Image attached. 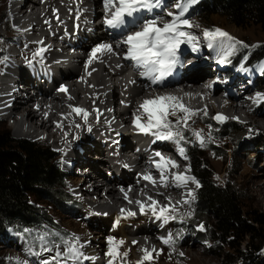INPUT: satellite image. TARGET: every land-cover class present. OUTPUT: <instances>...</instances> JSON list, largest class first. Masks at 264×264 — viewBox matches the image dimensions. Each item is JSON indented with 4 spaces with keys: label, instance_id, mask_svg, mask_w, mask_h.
<instances>
[{
    "label": "bare ground",
    "instance_id": "bare-ground-1",
    "mask_svg": "<svg viewBox=\"0 0 264 264\" xmlns=\"http://www.w3.org/2000/svg\"><path fill=\"white\" fill-rule=\"evenodd\" d=\"M171 1L164 0V7L155 9L149 18L162 15L163 20L159 21V24L162 25L165 19L170 18L166 15L165 9L168 8L170 11L167 5H170ZM175 1V3L178 2V0ZM53 9L56 10V14ZM171 9L176 12L175 7ZM78 13L79 19L76 18ZM104 16L103 0H0V19L6 18L7 21H12V24H4V27L17 29L25 43V45H16L10 42L17 48L18 53L0 50V54L9 60L6 70L0 72L3 73L1 79L6 80L0 82V114L7 115L16 124L17 135L26 137L42 135L41 139L43 140L51 139L52 143L59 147L56 155L60 161L78 167L81 164L79 163L80 159L91 155L93 159H98L97 163L87 160L82 168L91 166L93 172L100 174L96 170L103 158L105 163H102V168L111 165L120 173L128 175L127 186L112 185L106 181L101 182L100 176L98 178L90 175L84 176L78 174V171L75 173L81 177L70 179L69 186L77 191L78 200L86 208L84 214L87 215V220L94 222L99 220L102 223V230L99 233H95L96 230L92 225L81 234V245L84 244V246L80 247L79 245V248L89 259H82L77 264H108L109 257L105 255L108 244L105 245V241L108 237L116 238L120 235L123 236L125 247L132 244L134 240L137 241L136 244H132L136 246V249L132 250L134 263L143 255L141 248L154 247L160 254H153L155 259L151 261L152 263L175 264L173 260L166 258L165 244L160 239L164 228L167 232H171L169 227L171 224H164L159 231L156 225L158 220L147 209H145L146 214H140V209L135 201L141 200L148 204L150 201L147 197L151 196L161 205H167L168 198H170L171 204L177 210L187 206L193 199L188 195L189 192L194 194L193 183L189 182L184 187L176 188L173 175L183 173L192 176L186 170L188 165L185 160L190 159L192 168V161L194 162L195 159H192L188 149L193 144L197 155H199V151L193 143L195 139L193 142L189 141L188 145H182L181 142L177 145L172 141L153 143L155 137L132 130L133 113H137L139 105L145 99L166 94L179 97L180 103L194 113L186 126L194 133L201 134V139L204 141L203 148L210 151L205 153L204 160L208 163L213 161L214 172L221 174L224 178L236 169L230 165L232 158L225 157L223 152L226 148H230L233 152L235 147L231 146V139L221 141L218 145L210 143L208 140L210 126L199 129L206 123L204 121L196 122L194 117L197 114L206 113L222 115L227 117L226 121L236 118L249 123L253 119L254 123L264 131V111H255L249 107L257 101V94H262L264 88L259 87L255 81L252 82V77H250L252 72L245 73L247 80H242L243 75L238 74L235 80L226 82L229 74L226 72L227 70L222 71L219 66L210 68L208 63L203 62V57H211L212 49L208 48L203 36L204 30L196 21H192V23L199 27L185 30L198 37L199 50H188L186 46L181 45L183 63L185 64L187 60L188 66L194 62L196 65L186 69L184 74H181L182 68H178L172 76L164 81L163 85L151 84L149 80L139 75V70L134 69L130 61L122 58L126 47L123 45L116 47V42L121 39V35L114 34L106 28L103 23ZM93 23H97L94 28H92ZM77 25H79L78 28ZM228 33L238 40L235 37L238 33L236 30H230ZM100 43L113 44L114 52L99 56L86 68L90 50ZM40 49H45L42 57L35 55ZM67 56L74 57V60L79 59L83 68L65 71L63 68ZM190 56L198 59H190L192 58ZM29 69H31L30 79L42 80V87H47L42 101H38L37 96L29 95L20 87L27 82L28 75L25 74V70ZM21 74L26 78L24 79ZM240 80H242L241 83H239ZM196 85H201V89L198 90ZM62 86L67 89L66 93L60 91ZM220 86L224 87V95L225 92L227 93L225 98L223 95H218ZM197 90L198 92H196ZM38 94H42V89L38 91ZM69 96L72 97L71 100L68 99ZM114 97H117L116 104H113ZM74 107L88 111L87 123L82 116H78L72 111ZM97 109L99 113L96 111ZM122 111L125 112V118L122 117ZM183 116L184 113L177 111V115L169 116V119L175 123V120ZM207 121H210V118L207 117ZM1 122L6 121L1 120ZM57 124H60L61 127H57ZM77 124L80 126L76 127ZM89 128L91 131L88 130ZM216 132L222 133V128L220 127ZM137 139H140L138 144L135 143ZM199 142L201 144L200 140ZM182 146L185 149L184 157L180 156L178 151V147ZM80 151H83V154ZM157 151H160L166 158L175 160L179 165L178 168H169L166 171L165 175L168 178V187L166 188L160 184L159 172L152 169L151 165L144 163V158L149 156L154 160L155 166V163L160 159L155 156ZM127 152L135 159L133 164L126 154L124 155ZM101 155L104 156L101 157ZM147 173L153 176L156 181L155 185L143 178ZM239 175L240 178H245L243 184L249 189L251 199L259 205L264 204V178L252 179L254 174L251 171L240 172ZM246 175L248 178L245 177ZM146 182L148 185L145 184ZM121 189H132L130 191L132 203L125 199L124 191ZM140 191L147 197L141 198L138 195ZM186 195L188 197H185ZM184 201H189V203H184ZM122 208L131 210L136 215L124 219L120 211ZM117 217H121L118 226L115 225ZM137 223L138 226L136 225L135 230H132V225ZM109 227H112L110 232ZM193 250L194 248L186 250V256L190 257L189 253ZM127 251L129 253L127 257H129L130 250ZM205 252V250H201L200 253ZM93 257L95 259H91ZM197 260L196 256L191 255V263L188 264H197ZM185 261L187 260H181V262ZM53 262L57 264L56 260ZM59 263L67 264L68 261L65 262L63 258H60ZM115 264L122 263H118L116 260ZM123 264L131 263L126 261Z\"/></svg>",
    "mask_w": 264,
    "mask_h": 264
},
{
    "label": "rangeland",
    "instance_id": "rangeland-1",
    "mask_svg": "<svg viewBox=\"0 0 264 264\" xmlns=\"http://www.w3.org/2000/svg\"><path fill=\"white\" fill-rule=\"evenodd\" d=\"M198 1L199 0H197V3H195L189 8L188 13L186 14V18H190L191 21L198 22L202 30L210 29V28L211 29L219 28L227 33L230 30H234V31L236 30L239 34L237 33L235 37L240 42H242V44H237L235 49L233 50V52L235 53V56L232 60H227L224 63H213L210 58L203 57V59L201 58L202 61L205 63H208L210 68L219 66L222 71L227 70L226 72H228L229 74H228V77L226 78V82H232L233 80L236 79V75L238 74L243 75L241 77L242 80H247V78L245 77L246 76L245 73L252 72V76H250L252 77V82L255 81L256 84H259V87L264 88V77L262 75L263 74L262 71L264 69V59L260 63H258L256 66H250L247 69H241L240 66L233 67V63L240 60L239 56L242 53H245L246 51H250L251 55L253 53H256V51L261 53L260 47H264V29L254 24H250L244 27H237L233 24H230L224 17H221L220 15H211L209 17V22L205 23L197 15L198 13L197 5L199 6L201 4ZM175 2H176L175 0L174 1L172 0L170 3L171 6L167 5L169 6L170 11L172 12H173V9L171 8L174 7ZM167 9L168 8H166L165 11ZM170 19L171 18L165 19V20H170ZM4 24L5 25L12 24V21L11 20L7 21L6 18L0 19V50L11 51L12 53H18V51L14 49L12 46H14V44L25 45L23 41L24 38L22 37V35L20 36V32L17 29L6 28L4 27L5 26ZM10 42H13L14 44H10ZM7 43L10 45L7 46ZM245 45H247V47H245ZM184 46H186L188 50H192V48L189 47L188 45L185 44ZM28 51L30 52V50ZM207 56H210V55L207 54ZM185 58H188V57H185ZM243 62H245V60L239 62V64ZM8 65H9V60H6L5 56L0 54V72L2 70H6V66ZM21 76L23 75L21 74ZM23 77L24 79L26 78V76H23ZM242 80H240L239 83H241ZM223 89L224 87H221V86L218 87V93H219L218 95H222L224 91ZM155 90H158V89H155ZM262 94H264V92ZM257 102L259 101L253 102L249 107L252 108ZM116 103H117V97H114L113 104H116ZM253 110L264 111V101H262L259 107ZM216 116H217L216 114L202 113L201 115L197 114L194 117V120L196 122L204 121V123H206V125L204 124L200 126L201 128L199 129H202L208 125L210 126L209 127L210 134L208 138L210 143L218 145L219 142L221 141L231 139L232 141L231 146L235 147V149L232 152L230 148H226L225 150L226 152L224 151L223 154L225 157L232 158L230 165L233 169H236V170H232L228 177L225 176L223 178L221 174L214 172L213 170L214 166L212 165L213 161L208 163L204 160L206 157L205 153L210 152V151L201 146L199 140L193 134L194 132L191 131L184 124L179 125V129L184 137L183 141L181 140L180 142L182 143V145L184 144L188 145L189 141L193 142V140L195 139L193 143L195 144V146L197 147L199 151L200 162L203 163V165H205V167L207 168L208 173L211 175L212 182L219 187H223V188L225 187L229 192L235 195V197L241 199V202L243 203V206H244V211L247 212V217H248V214L249 215L251 214L253 216V213L255 214L257 213V214H262L264 218V204L259 205L251 199L249 189L246 187L245 184H243V181L245 178H240V175H239L240 172L245 173V172L251 171V173L254 174L252 176V179H263L264 178V175H263L264 174L263 172L264 171V148L258 150V149H254L253 147L249 145V142L251 140L253 141L254 139L261 138V140L264 141V131L254 123L253 119H251L249 123H246L244 121L234 119V118H231L227 121L217 120V119H214V117ZM207 117L210 118V121H207ZM7 121L8 122H5L6 124L5 127H3L1 125L2 122L0 120V131L3 132L6 129V131L9 132V136L11 139H26L32 142H41V143H45L49 145L51 151L53 152L54 165H56L59 168V172L63 177V180L60 183L61 189H67V192L73 198V202L75 204L80 205V208H81L80 210L75 209V211H73V210L67 209L65 206L64 208H66V211L61 212L57 209H54L53 206H49L47 202H42V207L44 211L48 213L50 220L53 223L57 224L59 227V230L63 232L62 233L63 235H65L64 239H61L58 242L54 241L55 239L52 241H49V239L51 238H48L46 234L33 233V236H30L31 240L26 239L28 238V236L26 235L25 236L23 235L15 236V237L11 236L9 237L8 240H6L1 245L2 248L0 246V264H9V262H12L11 264H17L18 261L20 262V264H23L24 261H27L28 264H41V262L46 259L52 260V258L56 255V252L58 250L60 252H66L67 245L69 243H75L72 240L73 236L79 237V244L76 245L79 248V245H81V234L87 231L89 227H92V225L94 227L93 229L96 230L95 233H99V231L102 230L101 228L102 223H100L99 220L95 222L91 220H87V215L84 214L86 208H84L81 205V201L78 200L77 191L73 190L69 186L70 179L81 177L80 175H78L79 173L78 174L75 173L76 170L73 168V166L75 167L77 165L68 164L65 161L58 160L56 153H58L57 150L59 149V147L54 145L51 139L43 140L41 139L42 135H40L41 136L40 139H37V136L26 137L22 135H17L15 132L17 128L16 124H12L14 122L11 119H7ZM230 122H235L240 125V130L238 133H235V132L229 133V131L226 129V126ZM221 123L222 125H220ZM220 127L222 128V133L216 132L217 129H220ZM95 139H97L96 136H95ZM246 151H248L249 153L247 154ZM251 152H254V153H251ZM80 153L83 154V151H80ZM196 153H197V150H196ZM89 158L92 159V156L88 155L85 158H82L80 160L85 159L86 161L87 160L92 161ZM94 160H97V159L94 158ZM185 161L188 165L187 166L188 168L186 169L187 172L193 176L191 172V167H190L191 163L189 159H186ZM102 163H105L103 158L101 160V164L97 167L98 169H101L103 167ZM245 177L248 178V175H246ZM192 188L194 189V193H195L197 187L194 183L192 185ZM193 201L194 199H192V201L187 206H184L180 208L179 210H177L175 213H173V215L176 216V219H178L182 223L179 224L178 226H175L174 223H172V225H169L171 229L170 233L173 235L175 243L172 247H169L168 245L164 246L166 258H168L169 260H173L175 264H188L190 262L191 255H194L198 258L196 262L197 264H245V263H242V261H239L238 258L236 259L231 258V259H227L226 261H223L221 258H218L216 256V254L222 248L224 249L222 251L229 253L228 249L226 248V243L229 241V239L224 237L222 239V242L219 241V243L213 247V243L208 241V237L212 235L211 233L215 225V222L214 220L211 219L210 216H203V217L197 216L196 217L193 213L194 212L193 211V207H194ZM200 223L202 224L200 225ZM136 225L138 226V223L133 224L131 229L133 228L132 230H135ZM201 226H203V230H201ZM111 229L112 227L108 228L109 232ZM196 231L200 232V236H196L195 234ZM166 232L165 230L163 231L162 237L166 236L165 235ZM166 234L168 235L169 232H167ZM42 235L46 236V244L44 245V247L50 249V251L43 250L41 242L38 239V237ZM255 237L257 239L254 240L253 244L255 245L257 249V255L261 258L264 264V227L262 226L257 227V232H256ZM120 239L123 240L122 235L116 237V240H120ZM245 240H247V238H245ZM132 244L130 243L128 244L127 247H125V243H124V245L121 246V251L130 250V255L129 257H126V258L117 259L118 263L123 264L127 261L131 264H136L134 263L135 260H134L133 253H132V250L136 249V246ZM82 245L84 246V244ZM105 245H107V241H105ZM4 248L6 249L4 250ZM29 248L34 252H39L40 255L39 256L29 255L26 251ZM192 248H194V250L191 253H189L190 257H187L186 250L192 249ZM201 250H205L206 252L200 253ZM180 253H183L184 255L181 256ZM185 259L187 261L181 262V260H185ZM53 261L54 260H52V264H56ZM67 264H73V262L69 260ZM146 264H148V262H146ZM151 264H156V263L151 262Z\"/></svg>",
    "mask_w": 264,
    "mask_h": 264
},
{
    "label": "snow or ice",
    "instance_id": "snow-or-ice-1",
    "mask_svg": "<svg viewBox=\"0 0 264 264\" xmlns=\"http://www.w3.org/2000/svg\"><path fill=\"white\" fill-rule=\"evenodd\" d=\"M197 3V0H178L174 7L176 12L167 11L166 15L170 17V20H165L163 24H159L160 20H163V16H149L155 9H161L164 7V0H103V6L105 10V16L103 23L108 29L115 30L121 35V39L116 42V47L121 45L126 47V51L123 55V59L131 62V66L134 69L139 70V75L146 78L151 84L163 85L164 81L172 76L178 68H183L184 63L181 60V45H188L193 51H198V37L191 32L186 31L187 28L199 27L193 25L192 21L186 17L189 8ZM54 14L56 10L53 9ZM79 19V13L77 14ZM57 19L59 17L57 16ZM79 25H77V28ZM204 40L207 42L209 49H219L224 56L231 55L237 44L242 42L236 40L229 33L222 29H205L203 32ZM42 43V41H41ZM247 47V45H245ZM45 49H40L35 53L36 56H41ZM114 47L111 43H100L94 46L86 61L85 67L92 64L99 56L105 53H113ZM220 62H224L222 59ZM91 75V73H88ZM135 83V81H132ZM61 92H67L65 87L60 88ZM68 99H72L71 96ZM257 101H264V94H257ZM142 110V111H141ZM72 111L82 116L85 123H87L89 113L87 110L74 107ZM99 113V110H96ZM177 111L184 113L185 115L178 118L175 123L169 119V116H176ZM194 115L188 108L180 103V98L166 94L157 95L151 99H145L137 109V113H133L132 124L133 127L143 135H151L155 137L153 143L156 141H172L177 145L184 139L179 125L181 122L186 126L190 117ZM217 120H225L227 117L217 115L214 117ZM236 119V118H234ZM80 125L77 124L76 127ZM57 127H61L57 124ZM91 131V128L88 129ZM251 131V129H250ZM67 135V133H65ZM194 135L201 141V146H204V141L201 139V134L195 132ZM178 138V139H177ZM180 156H185V149L178 147ZM155 156L159 157V161L155 163V168L160 174V184L162 187H168V178L165 173L169 168H178L179 165L175 160L166 158L160 151L155 152ZM186 158V157H185ZM127 167V165H125ZM155 185L156 181L150 174H145L143 177ZM175 181V187L181 188L187 185L189 182L194 183L196 187H200V182L195 177L187 176L183 173H176L173 175ZM121 191H125L121 189ZM132 191V189H128ZM162 195V194H161ZM189 196L195 198L193 193L189 192ZM125 199L132 203L129 199L127 192H125ZM150 203L145 204L141 200H136L135 204L140 209V214H146L145 209L151 212V215L162 222V225L167 224L170 220L176 219L173 215L177 211L176 207L171 204V199L168 198L169 203L167 205H161L159 201L153 199L151 196L147 197ZM189 203V201H184ZM122 217L127 219L128 217H134L135 212L122 208ZM107 215V213H104ZM121 217H117L115 225L120 224ZM203 230V226H201ZM27 231V230H26ZM41 242L44 251H50V249L44 247L46 244V236L42 235L38 237ZM161 242L169 247H172L175 243L174 237L169 233L166 237H161ZM72 240L75 243H69L67 245L66 252H56V255L52 260H56L59 264V259L63 258L65 262L72 261L73 264L81 261L82 259H89L82 251L76 246L79 244V237L73 236ZM124 240H116L114 237H108L107 244L108 249L105 255L109 257L108 264H115L119 258H126L128 251L121 252L120 248L124 245ZM136 244L137 241H133ZM83 247V245H80ZM29 255L39 256V252H34L30 248L26 250ZM143 255L136 264H151V261L155 259L154 253L159 255L160 253L156 248H141ZM183 256V253H180ZM91 259H95L94 257ZM52 260H44L41 264H52ZM17 264H20L18 261ZM23 264H28L24 261Z\"/></svg>",
    "mask_w": 264,
    "mask_h": 264
},
{
    "label": "trees",
    "instance_id": "trees-1",
    "mask_svg": "<svg viewBox=\"0 0 264 264\" xmlns=\"http://www.w3.org/2000/svg\"><path fill=\"white\" fill-rule=\"evenodd\" d=\"M198 2L201 4L197 5V15L205 23L209 22L211 15H220L237 27L254 24L264 29V0ZM9 45L7 43V46ZM260 51L261 53L256 51L252 55L250 51L242 53L239 56L240 60L233 63V67H237L239 62L244 60L247 66H256L264 59V47H260ZM234 56L235 53L230 60ZM262 73L264 77V70ZM1 125L5 127L6 124L2 122ZM226 129L229 133H238L240 125L230 122ZM249 145L260 150L264 148V141L261 138L254 139ZM188 150L192 159H195L192 161L191 171L200 182V187H197L194 193L193 213L196 217L210 216L214 220L212 235L208 237L213 247L219 241L222 242L224 237L229 239L226 248L230 254L222 251L224 250L222 248L216 256L223 261L238 258L245 264H263L253 244L257 239L255 237L257 227H264L263 215L253 213V216L248 214L247 217L241 199L235 197L225 187H219L212 182L211 175L200 162V156L197 155L193 144ZM53 159L49 145L26 139H11L6 129L0 131V246L11 236L26 235L28 236L26 239L31 240L30 236H33V233H44L51 238L49 241L55 239L54 241L58 242L64 239L65 235L59 230L58 225L50 220L42 207V202H47L49 206L61 212H65L66 208L73 211L81 208L73 202L67 189H61L63 177L59 168L54 165ZM173 223L178 226L182 222L174 219ZM195 234L200 236L198 231Z\"/></svg>",
    "mask_w": 264,
    "mask_h": 264
}]
</instances>
